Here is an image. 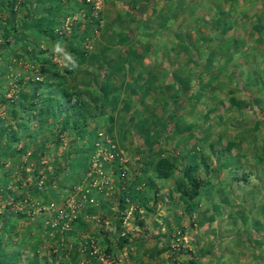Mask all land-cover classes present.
<instances>
[{
  "label": "rangeland",
  "instance_id": "obj_1",
  "mask_svg": "<svg viewBox=\"0 0 264 264\" xmlns=\"http://www.w3.org/2000/svg\"><path fill=\"white\" fill-rule=\"evenodd\" d=\"M26 3L34 4L36 14L51 23L47 34L32 33L24 27L30 12L20 8L12 17L0 0V28L21 26L18 37L10 32L0 54V127L16 130L23 96L32 93L36 81L41 90L59 82L65 68L51 50L56 40L80 65L70 82L72 89L94 94L95 81L107 80L112 101H105V107H112L114 119L108 122V113L96 118L89 114L83 137L65 129L57 144L43 129L32 127L40 132L34 138L18 133L20 140L11 146L15 152L0 158L6 160L0 186L8 181L6 189L0 188V215L8 207L15 219L2 229L0 252H18L16 264H103L101 256L112 264H187L189 258L198 264H264V226L254 221L264 224V190L231 185L228 167L208 151L209 143L220 148L235 131L237 140L244 139L247 158L230 160H240L247 170L254 150L264 154L260 144L253 147L264 130L248 132L253 115L242 102L254 87H241L243 75L230 78V69L238 72L244 65V54L253 50L261 56L264 40L244 33V23L221 35L210 29L221 14L229 22L262 16L264 0ZM233 37L247 45L243 53L234 51ZM209 44L219 51L215 57L221 56V70L190 77L192 50L197 47L200 52L194 59H203ZM77 51L85 52L83 60ZM108 60L113 61L110 67ZM174 62L180 63L184 90L173 85ZM152 76L156 80L145 90L143 84ZM39 102L37 108L45 105ZM208 105L213 110L206 119ZM56 127L60 130L62 125ZM5 142L0 132V148ZM21 146L25 154L18 153ZM185 155L197 156L194 175L209 183L189 208L176 190L180 182L187 185L180 171V157ZM160 156L176 159L168 179L154 175L152 162ZM39 181L42 186L36 192Z\"/></svg>",
  "mask_w": 264,
  "mask_h": 264
},
{
  "label": "trees",
  "instance_id": "obj_2",
  "mask_svg": "<svg viewBox=\"0 0 264 264\" xmlns=\"http://www.w3.org/2000/svg\"><path fill=\"white\" fill-rule=\"evenodd\" d=\"M1 2L4 3V6L2 7H4L12 17H14L15 13H17V9L20 8L22 9L25 7V9L30 12V14L26 15L27 17L29 16V19L24 24V27L26 26V29H28L30 32L40 35L48 33V24H50L51 21H45L44 18L38 16L35 12L36 6L34 4L30 6L28 3H26V0L19 1L17 4L15 0H1ZM242 18L239 17L238 20L229 22L228 18L225 19L223 17V14H221L217 18L212 20L210 29H217L219 33L218 35H221L227 33V31L230 29H234L237 24L244 23L246 25L243 30L244 33L248 32L251 37L255 36L254 40L259 38H262L264 40V12L262 13V16L258 14H252L247 20H244V18ZM19 28L14 27V25L8 27L6 25H3L2 28H0V54L1 52L3 53V51L9 44L10 32L12 31L13 35L15 37H18ZM186 37L189 38L187 35ZM184 43L183 47L188 50L189 46L187 45V41H185ZM231 43L234 51L239 54L243 53L242 51L247 48V45H245L243 40H238V38H231ZM191 46L193 47V45ZM218 52L219 51L216 52V46H214L213 44H209L207 46V49H205V51L203 52L204 58H199L196 60L194 59V57H197L200 52L197 47L194 48L191 52V56L189 58L190 62L188 64L192 73L190 77H196L199 72L208 71V73L214 74V72L220 71L221 56L218 58L215 57ZM76 53L82 60L84 59V51H77ZM164 55L166 56L167 53H165ZM244 56V65L239 68L238 72H235L234 69H230V78L231 80L235 78L240 79V77L243 75L245 80L243 83L241 82V87L248 90L251 89V87H254V91L252 92L251 90H249L251 93H248V98L246 100L242 99V102L250 109V112L253 115V118H251L248 122V132L260 131L262 129L264 130V99L262 96V92H264V72L261 74L258 69L261 62V65L264 68V52H261V58L253 50L250 53L244 54ZM111 62L113 61L108 60L105 63L110 67ZM172 66V78L174 83L173 85H176L177 89L179 90H184V78L179 73V69L181 67L180 63L174 62ZM143 67L145 69V66ZM75 72L76 71H70L65 68V70L59 77V82L49 85L44 90H41V84L37 81L32 85V93L30 95H24L23 101L20 104L21 109L19 111L21 114H19V116H17L16 118V130L8 132L7 128L3 126L0 127V132L4 133L6 137V142L4 143L2 148H0V158H5L6 153L15 152L14 148H12L11 146L13 143L20 140V137H18L19 132L23 133L22 137L34 138L37 133H40L39 131L35 130L43 129L44 132H48L49 135L52 136V141L57 144V142L60 141L61 134L65 129H68L69 132L76 134V137L78 138L83 137L87 133V128L90 124V122L88 121L89 114H92V117L96 118L108 113V122L113 121L114 117L110 113L112 107L108 110H106L105 107V101H112L108 94L107 84L105 83V81L107 80L99 81L97 79L95 81V85L97 88L94 94L92 92L89 93L87 91L74 90L72 89L73 85L70 84V82L74 80ZM106 75V77L110 79L109 74ZM154 80H156L155 76L149 78L148 81L143 84V88L147 90L148 88L152 87ZM50 89H52V92ZM84 95L87 96L85 97ZM40 100L45 102V105L39 106L37 108ZM233 100L235 99L233 98ZM36 109H38V113H32L33 111L35 112ZM212 110L213 108L210 107V105L205 106L203 116L208 119V115L212 112ZM218 120L222 122L221 120H223V118L221 115H218ZM33 124L34 126H32ZM59 124L62 125L60 130L56 127ZM32 127H35V130H32ZM221 133L217 135L218 143L219 141H221V139L219 138L222 135ZM262 133L263 137L260 141L256 139L257 142L254 143L253 147L260 144L264 151V132ZM45 136L47 137V135ZM236 137L237 136H235L234 131L232 137L229 138V140L220 148H214V145L212 143H209V153L215 157L219 165L228 167V173L230 175L229 183H231V185H244V188H249L253 185L259 190H264V154L261 157L259 152H257V150H254L252 152V155H254L253 163L251 165V168H248L246 170L245 166H242V164L240 163V160H230V158L233 157L247 158L246 155L248 150L245 151L246 148L243 147L244 139L239 138L237 140ZM234 147L236 148L233 149ZM17 151L18 153L25 154L26 148H24V146H21ZM234 153L236 154V156H234ZM200 157L202 160V164H206L205 157ZM180 159L182 161L180 171L183 179H185V181L187 182V185L180 182L176 187V190L181 194L183 200L189 208L194 204L192 203V201L198 195L200 188L204 186L206 187L209 183L206 180L196 178V176L194 175L198 164L197 156L185 155L181 156ZM5 162L6 160H0V168L5 165ZM175 162L176 159H173L171 157H158L154 162H152L155 177L157 179L170 178L176 168ZM238 173L243 174L242 178H239ZM6 183H8V181L2 182L0 186V188L2 187V190L6 189ZM39 189L40 188L37 187L35 191L39 192ZM128 189L130 190L131 188ZM124 200L125 198L124 196H122L120 198V201L124 202ZM260 209L264 213V194L262 195V203L260 205ZM14 220L15 219L10 214L9 208L7 207L4 210V213L0 215V248L3 239L2 229L9 228V222H11V225H13V223L15 222ZM254 221L258 226H264V224L258 222V220ZM2 222L5 223V225L2 224ZM8 255L9 256H6L5 253L0 252V264H16V262L19 260L18 252ZM29 264L37 263L33 262ZM41 264H53V262L47 263L46 260H43ZM187 264H198V261L194 258H189Z\"/></svg>",
  "mask_w": 264,
  "mask_h": 264
},
{
  "label": "clouds",
  "instance_id": "obj_3",
  "mask_svg": "<svg viewBox=\"0 0 264 264\" xmlns=\"http://www.w3.org/2000/svg\"><path fill=\"white\" fill-rule=\"evenodd\" d=\"M52 52L62 61V66L70 71H76L80 65L78 59L67 51L66 45L61 40L52 43Z\"/></svg>",
  "mask_w": 264,
  "mask_h": 264
},
{
  "label": "built area",
  "instance_id": "obj_4",
  "mask_svg": "<svg viewBox=\"0 0 264 264\" xmlns=\"http://www.w3.org/2000/svg\"><path fill=\"white\" fill-rule=\"evenodd\" d=\"M37 185L40 188L42 186V181H39ZM51 205H53V204L50 203V206L48 205V207H51ZM100 259H101V261H102L103 264H112L111 261L107 257L101 256Z\"/></svg>",
  "mask_w": 264,
  "mask_h": 264
}]
</instances>
